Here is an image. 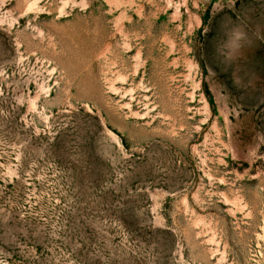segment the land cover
<instances>
[{
  "label": "rangeland",
  "instance_id": "obj_1",
  "mask_svg": "<svg viewBox=\"0 0 264 264\" xmlns=\"http://www.w3.org/2000/svg\"><path fill=\"white\" fill-rule=\"evenodd\" d=\"M0 264H264V0H0Z\"/></svg>",
  "mask_w": 264,
  "mask_h": 264
}]
</instances>
